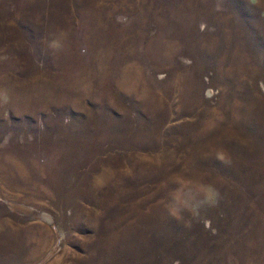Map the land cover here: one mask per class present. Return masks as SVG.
Listing matches in <instances>:
<instances>
[{
	"label": "rangeland",
	"instance_id": "obj_1",
	"mask_svg": "<svg viewBox=\"0 0 264 264\" xmlns=\"http://www.w3.org/2000/svg\"><path fill=\"white\" fill-rule=\"evenodd\" d=\"M0 264H264V0H0Z\"/></svg>",
	"mask_w": 264,
	"mask_h": 264
}]
</instances>
